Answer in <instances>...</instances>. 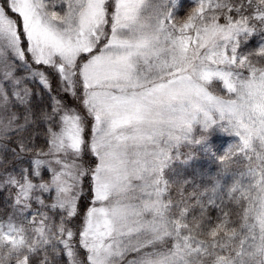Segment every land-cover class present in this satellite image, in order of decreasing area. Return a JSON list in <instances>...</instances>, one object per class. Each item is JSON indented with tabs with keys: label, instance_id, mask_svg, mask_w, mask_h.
I'll return each mask as SVG.
<instances>
[{
	"label": "snow or ice",
	"instance_id": "snow-or-ice-1",
	"mask_svg": "<svg viewBox=\"0 0 264 264\" xmlns=\"http://www.w3.org/2000/svg\"><path fill=\"white\" fill-rule=\"evenodd\" d=\"M179 7L0 0V264H264V0ZM213 126L219 178L169 180Z\"/></svg>",
	"mask_w": 264,
	"mask_h": 264
},
{
	"label": "rangeland",
	"instance_id": "rangeland-1",
	"mask_svg": "<svg viewBox=\"0 0 264 264\" xmlns=\"http://www.w3.org/2000/svg\"><path fill=\"white\" fill-rule=\"evenodd\" d=\"M187 2V3H186ZM196 3V0H180V7L177 8V14L178 15H184L188 9L191 7H194ZM184 7H187L185 9V12L182 10ZM261 43H264V33H253L250 38L245 41L244 45L242 46L244 51L251 50L253 48H257ZM200 130L199 125L196 126V133ZM218 132L221 133V142L217 145H213L211 148L209 147L208 143H212L211 138L209 140H204L201 143L203 145V152H209L214 151L215 159L213 162V166H216V169L220 171L221 162L219 160V157L223 155V153L226 151V149L234 142L237 141L238 137L234 134L225 131L223 128L219 126H214L213 128L208 130V134L214 133L217 134ZM195 133V135H197ZM226 138V141L224 140ZM217 147V148H216ZM190 151L189 148L187 149H181V156L179 158H176L172 160V162L169 164L168 168L165 170V175L169 180H182V181H188L187 187L189 188H195L196 186H199L201 188L206 187L213 183L214 178H219V172L218 175H215V177L210 178L209 180H206V185H202L203 183H196V172L198 173L200 171V165L197 162H192V156L189 158H185L184 154L188 153ZM211 156L213 157V152H211ZM189 165V166H186ZM187 167V168H186ZM194 168V169H193ZM223 183L228 184L232 181L233 176L231 174L224 175L222 177ZM193 183H195L193 185Z\"/></svg>",
	"mask_w": 264,
	"mask_h": 264
},
{
	"label": "trees",
	"instance_id": "trees-1",
	"mask_svg": "<svg viewBox=\"0 0 264 264\" xmlns=\"http://www.w3.org/2000/svg\"><path fill=\"white\" fill-rule=\"evenodd\" d=\"M185 9H187V7H184V9L182 11L185 12ZM199 131L200 130L197 131V133H196L197 135L199 134ZM209 138H211V140H212L211 141L212 143H208L209 147L211 148L213 145L215 146L218 143H220L222 137H221V133L218 132L217 134H214V133L208 134L206 140H209ZM224 140L226 141V138ZM187 148L190 149L193 165H194V162H197L200 165V171L198 173L196 172V175H195L196 183L197 182L203 183L202 185L204 186V185H206V182H207L206 180H209L210 178L215 177V175H218L217 174L219 172L218 169H216V166H213V162L215 159V155H214L215 153H214V151H209L207 153L203 152L204 151L203 145H201V143L184 144L181 146L179 151H181V149H187ZM211 152H213V157L211 156ZM186 166H189V165H186ZM204 181H206V182H204ZM194 184L195 183H193V185Z\"/></svg>",
	"mask_w": 264,
	"mask_h": 264
}]
</instances>
